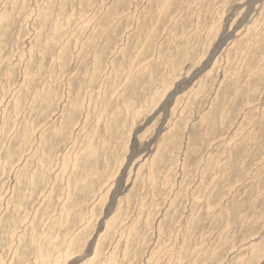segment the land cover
Listing matches in <instances>:
<instances>
[{
	"label": "rangeland",
	"instance_id": "rangeland-1",
	"mask_svg": "<svg viewBox=\"0 0 264 264\" xmlns=\"http://www.w3.org/2000/svg\"><path fill=\"white\" fill-rule=\"evenodd\" d=\"M55 262L264 264V0H0V264Z\"/></svg>",
	"mask_w": 264,
	"mask_h": 264
},
{
	"label": "bare ground",
	"instance_id": "bare-ground-1",
	"mask_svg": "<svg viewBox=\"0 0 264 264\" xmlns=\"http://www.w3.org/2000/svg\"><path fill=\"white\" fill-rule=\"evenodd\" d=\"M46 259V258H45ZM57 262H55V264H56Z\"/></svg>",
	"mask_w": 264,
	"mask_h": 264
}]
</instances>
